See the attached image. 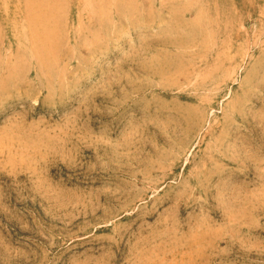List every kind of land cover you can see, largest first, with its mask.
Segmentation results:
<instances>
[{
  "label": "rangeland",
  "instance_id": "obj_1",
  "mask_svg": "<svg viewBox=\"0 0 264 264\" xmlns=\"http://www.w3.org/2000/svg\"><path fill=\"white\" fill-rule=\"evenodd\" d=\"M0 264H264V0H0Z\"/></svg>",
  "mask_w": 264,
  "mask_h": 264
},
{
  "label": "bare ground",
  "instance_id": "obj_2",
  "mask_svg": "<svg viewBox=\"0 0 264 264\" xmlns=\"http://www.w3.org/2000/svg\"><path fill=\"white\" fill-rule=\"evenodd\" d=\"M134 7V6H133Z\"/></svg>",
  "mask_w": 264,
  "mask_h": 264
}]
</instances>
